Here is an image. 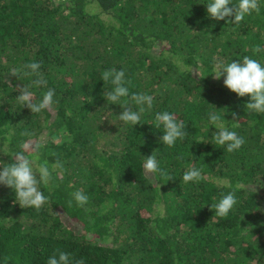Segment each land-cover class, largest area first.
<instances>
[{
  "label": "trees",
  "instance_id": "16d2710c",
  "mask_svg": "<svg viewBox=\"0 0 264 264\" xmlns=\"http://www.w3.org/2000/svg\"><path fill=\"white\" fill-rule=\"evenodd\" d=\"M207 3L0 0V166L18 152L34 169L62 165L39 186L47 197L39 210L21 208L0 185V264H47L60 251L72 264H264V113L248 112L249 97L213 78L218 61L264 64V51L252 52L264 47V0L239 25L210 18ZM31 62L47 81L30 88L34 102L54 91L40 113L16 99L37 79L23 74ZM113 68L130 82L118 105L106 101L113 86L101 76ZM133 93L154 97L134 127L117 118L125 100L139 111ZM217 110L244 138L239 150L214 143L208 117ZM164 111L186 124L173 147L154 126ZM152 154L167 177L145 173ZM189 167L201 171L198 181H183ZM77 190L88 197L83 207ZM229 192L237 204L215 216L211 204Z\"/></svg>",
  "mask_w": 264,
  "mask_h": 264
},
{
  "label": "clouds",
  "instance_id": "9594fccd",
  "mask_svg": "<svg viewBox=\"0 0 264 264\" xmlns=\"http://www.w3.org/2000/svg\"><path fill=\"white\" fill-rule=\"evenodd\" d=\"M207 5L208 16L216 21H226L227 24L239 25L246 16L252 13H259V0H209ZM227 18V19H226ZM264 51V47L255 45L252 48L254 54H259ZM41 65L37 62H31L24 65L23 74L28 76H36L32 85L21 87L18 89L19 95L17 101L27 107L31 113H40L43 110L49 109L53 104L54 91L48 90L43 94L40 101L34 102L35 93L30 90L31 87L46 86L47 81L40 73ZM20 69L13 70V76L19 75ZM104 83L110 82L111 91L104 92L106 101L111 104H120L122 98L129 97V88L126 86L125 72L116 69L105 70L101 74ZM223 77V85L230 92L235 93L237 97H249V101L244 105L248 112L264 113V64L258 59L245 56L241 61H232L225 63L218 61L214 67L213 78L216 80ZM130 100L139 106V111H134L127 106V100L121 105L123 112L117 117L119 121L124 124H130L133 127L140 124L141 114L145 112V106L150 109L153 105L154 97L143 93H133ZM215 108L214 106H212ZM216 113H209L208 122L215 128L213 132V141L216 145L226 146V150L231 153L239 150L245 140L239 136L235 130H230L224 119ZM231 128H239L240 123L237 122L238 117L235 113ZM156 128L163 129V135L160 142L168 147H173L177 140L183 141L187 136L186 124L183 120H177L174 114L167 111L159 112L155 115ZM154 153V152H153ZM144 158V157H143ZM182 159L183 157H178ZM14 162L0 166V185H5L14 190L16 194V201L21 208L33 207L39 210L46 202L47 197L40 190L41 184L48 185L52 179V173L58 168L62 167L59 161L55 164L49 165L47 161L33 167V161L30 160L23 152H18L14 156ZM143 168L150 179L155 178V174L159 173L161 176L167 177L168 174L159 168L155 156L152 154L144 158ZM202 176L200 170L189 167L184 172L182 179L185 183L198 181ZM170 180V178H169ZM75 202L83 207L88 202V197L82 190H77L72 193ZM237 204L236 196L233 192L222 195L221 199L214 204H211V210L217 217H227ZM72 201H69V206ZM47 264H72L67 253L60 251L58 256L56 254L49 257ZM75 264H84V261L77 260Z\"/></svg>",
  "mask_w": 264,
  "mask_h": 264
},
{
  "label": "rangeland",
  "instance_id": "374dc122",
  "mask_svg": "<svg viewBox=\"0 0 264 264\" xmlns=\"http://www.w3.org/2000/svg\"><path fill=\"white\" fill-rule=\"evenodd\" d=\"M264 199V197L262 198V200Z\"/></svg>",
  "mask_w": 264,
  "mask_h": 264
}]
</instances>
